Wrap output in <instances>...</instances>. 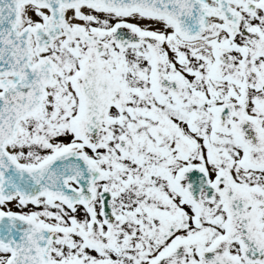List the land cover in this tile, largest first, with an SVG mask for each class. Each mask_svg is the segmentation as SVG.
Segmentation results:
<instances>
[{"label": "snow or ice", "instance_id": "6c2138e0", "mask_svg": "<svg viewBox=\"0 0 264 264\" xmlns=\"http://www.w3.org/2000/svg\"><path fill=\"white\" fill-rule=\"evenodd\" d=\"M0 264H264V0H0Z\"/></svg>", "mask_w": 264, "mask_h": 264}]
</instances>
